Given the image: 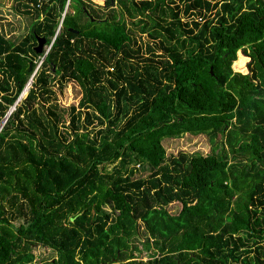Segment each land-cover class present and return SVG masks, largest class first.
Wrapping results in <instances>:
<instances>
[{
    "label": "trees",
    "instance_id": "obj_1",
    "mask_svg": "<svg viewBox=\"0 0 264 264\" xmlns=\"http://www.w3.org/2000/svg\"><path fill=\"white\" fill-rule=\"evenodd\" d=\"M11 3L32 20L0 30V264H264V0ZM183 134L209 153L166 155Z\"/></svg>",
    "mask_w": 264,
    "mask_h": 264
},
{
    "label": "rangeland",
    "instance_id": "obj_2",
    "mask_svg": "<svg viewBox=\"0 0 264 264\" xmlns=\"http://www.w3.org/2000/svg\"><path fill=\"white\" fill-rule=\"evenodd\" d=\"M73 3V1H72ZM114 4V1H113ZM111 5V7L113 6ZM11 0H0V30L1 32L8 37L13 43H17L21 40V38L27 33L29 23L31 22V16H24L22 14H16L11 8ZM110 6V5H109ZM108 9V7H106ZM69 9H64V13L68 12ZM60 21V20H59ZM130 26V25H127ZM131 28V27H130ZM132 29V28H131ZM135 36L138 35V31L134 30ZM146 39V35L142 34L140 39ZM236 58L242 59L241 64L242 67H238L236 64V60L232 63L231 67L233 71H244L245 65L247 63V58L240 53L237 52ZM240 66V65H239ZM55 89V102L59 107L66 108L69 105H76L80 98V89L79 87L72 82H67L63 85L61 91L59 92L56 84L52 85ZM23 97V96H22ZM21 97V98H22ZM163 146L165 148L166 155L171 154L174 155L178 151H184L186 153H200L201 155H205L210 151V144L207 140V137L204 135L192 136L189 134H183L177 138L165 139L163 142ZM110 167H107V171ZM136 174L139 177H144L148 173V169L143 167L142 169L135 166ZM166 210L170 214H175L179 210L178 203H171L166 207ZM13 225H17V222H14ZM144 238L143 231L141 227L138 229V238L132 241L131 243L136 247L133 250L132 255L136 260L145 261L147 259L148 252L145 251L140 243ZM32 254V260L30 264H40L43 262H48L52 258L55 257V253L47 248H43L38 246L37 244H33L30 250Z\"/></svg>",
    "mask_w": 264,
    "mask_h": 264
},
{
    "label": "water",
    "instance_id": "obj_3",
    "mask_svg": "<svg viewBox=\"0 0 264 264\" xmlns=\"http://www.w3.org/2000/svg\"><path fill=\"white\" fill-rule=\"evenodd\" d=\"M112 4H113V1H110V4H109V5H112ZM63 15H64V11H63V13H62V15H61L60 22H61V20H62ZM59 25H60V24H59ZM72 32L75 33V31H72ZM44 43H45V40H44L43 38L39 37V38L36 39V46L34 47V51H35V53H37V54H41V53H42ZM43 56H44V54L42 55L41 59L43 58ZM29 84H30V80H28V82L25 84V86H24V88H23L21 94L19 95L17 101H19V99H20V98L26 93V91H27V89H28V87H29ZM11 110H12V108L6 113V115H5V117H4L3 121H2V123H0V125L3 124V122L5 121V119H6L7 116L9 115V113L11 112ZM70 221H72L71 218H70Z\"/></svg>",
    "mask_w": 264,
    "mask_h": 264
},
{
    "label": "built area",
    "instance_id": "obj_4",
    "mask_svg": "<svg viewBox=\"0 0 264 264\" xmlns=\"http://www.w3.org/2000/svg\"><path fill=\"white\" fill-rule=\"evenodd\" d=\"M49 46H50V44H49L47 47H45V49H44V54L48 51Z\"/></svg>",
    "mask_w": 264,
    "mask_h": 264
},
{
    "label": "crops",
    "instance_id": "obj_5",
    "mask_svg": "<svg viewBox=\"0 0 264 264\" xmlns=\"http://www.w3.org/2000/svg\"><path fill=\"white\" fill-rule=\"evenodd\" d=\"M67 8V1H66V4H65V7H64V9H66ZM64 9H63V11H64ZM68 9V8H67ZM63 13V12H62ZM62 15V14H61ZM61 18V17H60ZM59 24H60V22H59Z\"/></svg>",
    "mask_w": 264,
    "mask_h": 264
},
{
    "label": "clouds",
    "instance_id": "obj_6",
    "mask_svg": "<svg viewBox=\"0 0 264 264\" xmlns=\"http://www.w3.org/2000/svg\"><path fill=\"white\" fill-rule=\"evenodd\" d=\"M43 48H44V47H43ZM44 49H45V48H44ZM43 54H44V52H43ZM44 55H45V54H44ZM41 60H42V59H41ZM41 60H40V61H41Z\"/></svg>",
    "mask_w": 264,
    "mask_h": 264
}]
</instances>
